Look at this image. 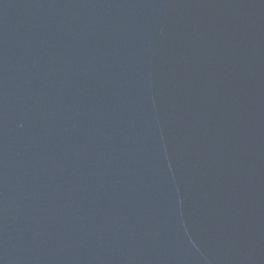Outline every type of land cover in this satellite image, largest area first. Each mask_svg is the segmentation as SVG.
<instances>
[{
    "label": "water",
    "instance_id": "95a60500",
    "mask_svg": "<svg viewBox=\"0 0 264 264\" xmlns=\"http://www.w3.org/2000/svg\"><path fill=\"white\" fill-rule=\"evenodd\" d=\"M0 264H264V0H0Z\"/></svg>",
    "mask_w": 264,
    "mask_h": 264
}]
</instances>
